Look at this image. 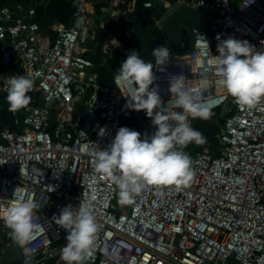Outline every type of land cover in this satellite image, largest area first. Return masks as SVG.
I'll list each match as a JSON object with an SVG mask.
<instances>
[{
    "label": "built area",
    "instance_id": "obj_1",
    "mask_svg": "<svg viewBox=\"0 0 264 264\" xmlns=\"http://www.w3.org/2000/svg\"><path fill=\"white\" fill-rule=\"evenodd\" d=\"M93 1L72 0L71 23L54 24L52 41L34 20L33 5L0 6V64L8 71L0 80V98H6L4 82L12 75L34 81L29 105L9 111L21 130L0 128V207L9 200L31 199L37 205L33 221L39 230L28 244L34 253L31 264H64L60 252L68 231L53 216L66 205L78 209L82 203L91 207L99 229L85 264H264V98L252 108L238 105L209 63L218 54V34L264 51V0H175V6L204 11L207 31L193 29L192 48L185 35L180 50L166 39L155 45H166L171 58L162 66L153 56V86L167 111H182L168 90L169 80L181 73L185 88L197 92L202 105L212 106L211 115L226 106L223 145L216 156L178 146L190 157V181L148 186L131 205L118 204L112 179L94 171L95 156L119 127L139 131L142 139L155 127L144 110L126 107L124 95L135 86L120 90L114 84L117 73L110 84L96 81L88 53L97 27L104 34L103 54L115 48L123 60L137 49L119 39L111 20L101 17L95 24L89 9ZM108 5L111 13L125 14L122 0ZM203 79L208 83L201 89ZM78 103L82 107L73 118ZM192 120L189 115L187 122ZM0 227L10 237L3 221Z\"/></svg>",
    "mask_w": 264,
    "mask_h": 264
},
{
    "label": "clouds",
    "instance_id": "obj_2",
    "mask_svg": "<svg viewBox=\"0 0 264 264\" xmlns=\"http://www.w3.org/2000/svg\"><path fill=\"white\" fill-rule=\"evenodd\" d=\"M254 2V0H252ZM227 3V0H225ZM217 55L209 63L214 75L226 92L240 106L252 108L264 98V51L247 40L233 36L216 37ZM116 47L119 41L112 39ZM156 65H166L171 58V50L166 45L153 48ZM152 62L144 61L136 50H132L122 62L114 77V84L122 90L135 86L126 100L131 110H144L151 118L155 131L150 135L126 126L119 127L107 148L96 153L94 171L112 179L118 188V204L131 205L136 195L151 185H185L191 177L190 157L178 146L206 143L202 133L190 126L188 116L207 120L211 117V105H202L197 92L185 88V76L173 75L169 80V92L173 103L182 111H167L157 86ZM8 111H17L29 105L34 81L24 75H12L5 82ZM208 81H200V87ZM101 128L99 134L104 135ZM36 203L31 200L7 201L0 207V221L8 228L11 239L24 250L23 264H31L33 250L28 247L39 226L33 221ZM54 222L66 229V245L61 249L60 259L64 264H85V260L96 242L98 224L91 207L82 203L78 209L71 204L64 206Z\"/></svg>",
    "mask_w": 264,
    "mask_h": 264
},
{
    "label": "trees",
    "instance_id": "obj_3",
    "mask_svg": "<svg viewBox=\"0 0 264 264\" xmlns=\"http://www.w3.org/2000/svg\"><path fill=\"white\" fill-rule=\"evenodd\" d=\"M47 0H27L26 3H32L35 7V17L34 20L38 22V24L41 27L42 32L47 30V33L50 34V37L52 40H54L56 36V32H54L50 27L54 22H58L61 24H64L66 26L70 25L72 20V0H55L53 8L51 10H46L42 6V2ZM15 2H17L15 0ZM175 2V0H174ZM2 3V2H1ZM0 3V4H1ZM2 5V4H1ZM10 8H15V5H10ZM139 8V7H138ZM138 8L135 10V14L139 15L140 10ZM165 9L162 8L161 12H164ZM160 13L157 14L156 18L159 19ZM135 23H138L139 20H135ZM153 20L150 19H142L143 25L141 26L140 33H141V39H138L139 44L135 43V39L130 38H124L127 39L126 45L129 47H135L137 49V52L139 53V56L145 61V57H147L148 62L153 63V55L152 50L155 47L156 43L154 44L153 38L147 33L146 28L151 24ZM99 22V21H98ZM98 24V23H95ZM114 24V23H112ZM96 39L94 43L92 44V51L88 53V56L92 59L94 63V69L93 72L96 74V81L100 84H110L112 83L113 76L118 73L119 68L122 64V62L125 60H119L120 51L118 49L112 48L110 52L103 54L101 50V46L104 43V34L102 32V29L100 27L96 28ZM125 36V34H123ZM122 36V35H121ZM221 38H223V35H220ZM123 37V36H122ZM216 37H214V41L216 42ZM157 39V38H156ZM161 43V42H160ZM175 48L177 50H180L179 47ZM147 52V54L145 53ZM103 57L107 58L108 64L103 63L102 59ZM3 67L0 65V70H2ZM15 70H20L19 68H15ZM30 97L31 95L28 94ZM81 103H78L77 107L75 108V113L73 115V118H76L77 111ZM220 112H217L214 115H211V117L207 120L204 119H194L191 121L190 126L193 128L199 130L202 135L204 136L206 143L197 145L195 143L189 144L187 146L190 147L191 151H202V150H208L209 153H211L213 156L219 155L221 145H220V138H221V129L222 126L218 122V116ZM55 114L52 116V122H54ZM8 126L11 129L20 130V124L19 121L16 120V118L7 110H0V128L2 126ZM24 259H16L12 263L16 264H23Z\"/></svg>",
    "mask_w": 264,
    "mask_h": 264
},
{
    "label": "crops",
    "instance_id": "obj_4",
    "mask_svg": "<svg viewBox=\"0 0 264 264\" xmlns=\"http://www.w3.org/2000/svg\"><path fill=\"white\" fill-rule=\"evenodd\" d=\"M16 1L17 2H15V0H0V3L2 2L1 3L2 5L0 4V6L15 5V8L16 7L23 8V7H28L30 5H33L32 3L31 4L26 3L27 0H16ZM54 2L55 0H47V1L42 2V6L46 10H51L53 8ZM108 2L109 0H94L93 4L89 6L90 16L95 23H98V20H100L101 17L107 18V20H111V22L114 23L113 25L115 26L117 30L119 39L123 43H126V41H128L127 39L131 37L132 23L134 20H142L144 18L145 19L147 18V19L154 20L157 22L161 20L163 16L175 6L174 0H122L121 10L122 12H125V14L120 12L118 13V15L112 18L110 17L112 13L110 12ZM145 2H150L151 6L144 7ZM137 8L138 10H140L139 15L135 14V10ZM162 8H164L165 11L160 13ZM158 13H160L159 19L156 18ZM106 14L108 15V17L106 16ZM54 24H58V22H54L50 27L51 29ZM121 31L123 34H125V37L127 39H124L121 36L122 35ZM43 33L45 36H47L52 41V39L50 38L52 36H50V34L47 33V30L46 32L43 31ZM156 38H157V43H160L166 39L164 33L161 36L156 37ZM102 62L108 64L107 58L103 57ZM3 71L5 72V75L0 76V80L5 79L6 75L8 74V71L5 70L4 68H3ZM4 99L6 100V98ZM2 107H3V110L8 109L7 101L3 104ZM16 259H22L19 249L17 251V256L14 260Z\"/></svg>",
    "mask_w": 264,
    "mask_h": 264
},
{
    "label": "water",
    "instance_id": "obj_5",
    "mask_svg": "<svg viewBox=\"0 0 264 264\" xmlns=\"http://www.w3.org/2000/svg\"><path fill=\"white\" fill-rule=\"evenodd\" d=\"M205 12L186 4H179L174 6L169 12H167L160 20L161 29L165 35L167 42L171 45L179 44L182 37L185 35L188 38L189 47L192 48L194 44L193 29L207 31V24L203 19ZM118 12H112L110 17H115ZM108 17V15L106 14ZM77 86L76 89H79ZM6 102L4 98H0V110H3V104ZM8 111V109H7ZM227 114V107L223 106L218 116V122L223 127L224 119ZM224 133L223 128L221 134ZM220 145L223 142L220 140Z\"/></svg>",
    "mask_w": 264,
    "mask_h": 264
},
{
    "label": "rangeland",
    "instance_id": "obj_6",
    "mask_svg": "<svg viewBox=\"0 0 264 264\" xmlns=\"http://www.w3.org/2000/svg\"><path fill=\"white\" fill-rule=\"evenodd\" d=\"M136 21L134 20L132 23V32H131V38L135 39V43L139 44L138 39H141V33L140 29L141 26L143 25L142 20H139L138 23H135ZM147 33L153 38L154 44L156 43L157 39L156 37H159L163 34L162 29L158 27V21H152L151 24L146 28ZM121 34L123 38L125 36L123 35L122 31ZM216 42L218 43L217 39ZM173 47H178V44L172 45ZM147 54V52H145ZM146 62L147 57L144 58ZM6 70V69H5ZM5 75V72L0 70V76ZM5 77V76H4ZM3 78V77H2ZM19 247L17 244L13 242V240L2 231V228L0 227V264H12L13 260L17 256V251Z\"/></svg>",
    "mask_w": 264,
    "mask_h": 264
}]
</instances>
